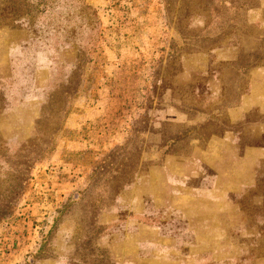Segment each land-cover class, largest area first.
<instances>
[{"label":"rangeland","instance_id":"374dc122","mask_svg":"<svg viewBox=\"0 0 264 264\" xmlns=\"http://www.w3.org/2000/svg\"><path fill=\"white\" fill-rule=\"evenodd\" d=\"M84 2L0 0V264H264V0Z\"/></svg>","mask_w":264,"mask_h":264},{"label":"trees","instance_id":"16d2710c","mask_svg":"<svg viewBox=\"0 0 264 264\" xmlns=\"http://www.w3.org/2000/svg\"><path fill=\"white\" fill-rule=\"evenodd\" d=\"M18 1H22V2H27V1H29V0H18ZM78 2H79V5H78V12H77V15H80L81 17L82 16H85V15H87L88 17H92L93 16V13H94V11L92 10V8H91V6H89L88 4H86L85 2H84V0H78ZM33 6H34V10L36 11V12H38L39 14H44V13H46V11H47V9H49V10H54V9H58L59 8V3H56V2H54V1H52V3L50 4V5H45L42 9H39L37 6H36V4L35 3H33ZM5 11H7V10H9V11H11L12 13H14L15 11H14V9H12V7L11 8H9V7H5V9H4ZM94 15H95V13H94ZM22 22V21H21ZM89 21L88 22H86V26L87 25H89ZM35 24L36 25H38L37 23H36V21H35ZM62 24V23H61ZM55 25V24H54ZM57 25H59L60 26V24H57ZM39 26V25H38ZM48 26H49V30L51 29V25H49V24H47V29L46 30H48ZM70 26H71V28H69L68 30H65V31H67V32H71L72 34H73V32H74V29H75V26H76V23H74V24H70ZM63 27V26H62ZM30 28H33V31H36L38 28H36V29H34V24H31L30 25ZM44 38H47V35L44 37ZM71 38V37H70ZM70 38H68V39H66V42H69V40H71ZM61 111H67V105L64 107V108H62V110ZM52 118L53 119H59L60 118V115L59 114H55V115H53L52 116ZM40 120V119H39ZM39 120L37 121V124L39 123Z\"/></svg>","mask_w":264,"mask_h":264}]
</instances>
